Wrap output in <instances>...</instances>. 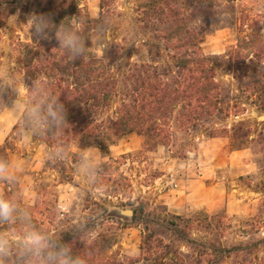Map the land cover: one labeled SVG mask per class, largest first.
Instances as JSON below:
<instances>
[{
    "label": "trees",
    "instance_id": "16d2710c",
    "mask_svg": "<svg viewBox=\"0 0 264 264\" xmlns=\"http://www.w3.org/2000/svg\"><path fill=\"white\" fill-rule=\"evenodd\" d=\"M235 1L148 0L139 5L138 22L152 42L148 51L150 61L134 63L119 71L116 63L122 52L121 44L115 41L102 43L104 50L99 57L90 51L87 33L94 25L107 22L110 13L106 8L110 0H101L97 21L87 11L67 1L58 5L54 0H23L22 3L19 0H0V19L4 12L10 14L18 9L25 14H50L56 26L68 25L85 41L87 53L75 62H69L67 53L60 48L54 36L55 27L50 30L49 40L34 37L14 43L16 62L25 77L26 104L35 96V85L58 97L67 111V122L63 126L43 134H34L26 128L23 114L21 116L19 126L30 130L33 139L46 146L49 156L47 167L66 170L67 165L77 162L78 158L71 147L87 142L106 155L111 146L132 133L144 139L146 151H155L170 143L174 127L189 134L195 130H209L211 138L228 136L235 150L251 143L264 152V122H255V127L244 122L216 127L232 117L245 115L248 106L255 107L264 116V38L259 23L243 13L237 27L236 44L229 47L224 55L207 56L201 48L212 23L233 19ZM163 57L166 63L160 65L159 60ZM218 68L232 75L236 83L235 94L217 79ZM1 69L0 55V74ZM11 81L13 83H6L0 75V111L17 97L18 87L13 76ZM211 125L215 127L211 128ZM58 150H63V155L50 158V154ZM10 151L11 147L6 142L0 146V157L10 161ZM117 163L118 160L104 162L97 171L98 189L110 197L126 196L131 189L123 174L118 175L119 180L114 177ZM1 184L7 185V189L0 193L14 198L21 209L30 213L32 222L39 229L70 246L72 254L82 257L85 264H113L105 255L104 247L92 239L88 224H71L59 236H54L50 226L57 219V208L40 221L35 214L40 201L34 207L26 206L14 183ZM119 209L105 210L110 219L125 217ZM131 209V220L136 222L141 218L145 225L140 247L142 260L155 255L157 248L159 254L165 256L157 264H227L226 260L233 256L240 259L231 264H255L256 257L248 262L242 255L257 254L264 249V238L231 247H226L221 241H210L194 248L196 255L178 253L168 260L165 250L169 245L162 239L155 245L149 234L150 216L143 215L144 208ZM138 213H142L141 217ZM177 218L187 223L191 230L201 229L209 233L214 230L213 222L207 216L203 220ZM226 220V217L218 220L222 233L227 228ZM252 224L254 226V222ZM255 225L260 229L264 227V211H261ZM20 228L18 223L0 225V229L18 236ZM11 261L20 263V258L14 255ZM257 264H264V261Z\"/></svg>",
    "mask_w": 264,
    "mask_h": 264
},
{
    "label": "rangeland",
    "instance_id": "374dc122",
    "mask_svg": "<svg viewBox=\"0 0 264 264\" xmlns=\"http://www.w3.org/2000/svg\"><path fill=\"white\" fill-rule=\"evenodd\" d=\"M19 1L22 3L23 0ZM54 1L58 5L65 1L76 5L95 21L100 18L101 0ZM147 1L110 0L106 8L110 13L107 22L94 25L87 32L90 51L100 57L104 50L102 43L115 41L122 46L116 63L119 71L134 63L149 62L148 51L152 42L138 22L137 14L138 6ZM235 6L233 19L217 21L209 27L201 44L205 55H224L229 47L236 44L237 27L243 13L259 23L264 38V0H236ZM28 15L18 9L10 14L4 12L0 19V75L6 83H13V76L18 87L16 99L0 111V146L8 142L10 161L22 165L17 172L18 182L13 184L18 188L22 203L34 207L40 201L35 211L40 221L57 208V219L50 226L54 236H59L71 224L85 223L92 232V239L104 247L105 255L113 264H157L165 257L157 248L155 255L148 260L141 259V240L145 235L141 218L136 222L126 216L110 219L105 210L120 208L126 211L135 207L144 208L143 215L150 216L148 227L153 243L157 245L162 239L169 245L165 250L168 260L178 253L196 255L194 248L200 243L221 241L226 247H231L264 238V227L260 229L255 225L261 211H264V152L255 144L249 143L235 150L226 135L211 138L209 130L200 129L189 134L174 127L170 143L155 151H146L144 139L132 133L111 146L106 155L89 142L72 146V151L78 156L77 162L68 164L66 170L48 168L46 146L35 141L30 130L19 126L22 113L13 108L16 102H27L25 77L16 62L14 43L34 38L26 24ZM159 61L160 65L166 63L164 57ZM216 75L235 94L236 83L232 75L223 68H218ZM247 110L245 115L232 117L216 127H230L240 122L255 127V122H264V116L255 107L248 106ZM111 160H118L114 177L119 180L118 175L123 174L131 185L126 196L110 197L98 189L97 171L102 163ZM6 189L7 185H0L2 193ZM206 216L214 225L210 233L201 229L191 230L187 223L177 218L203 220ZM221 217L227 219L225 233L221 232L218 222ZM0 232L7 231L0 229ZM7 233L13 241L19 238L16 234ZM254 257L257 258L255 264L264 261V249L257 254L242 255L248 262ZM239 259L233 256L226 263ZM10 264L20 263L11 261Z\"/></svg>",
    "mask_w": 264,
    "mask_h": 264
},
{
    "label": "clouds",
    "instance_id": "9594fccd",
    "mask_svg": "<svg viewBox=\"0 0 264 264\" xmlns=\"http://www.w3.org/2000/svg\"><path fill=\"white\" fill-rule=\"evenodd\" d=\"M26 24L33 37L39 40L51 39L50 30L55 27V39L67 53L69 62H75L87 53L82 37L68 25L56 26L50 14L32 12ZM33 91L35 96L30 103L13 105L15 111L23 114L24 126L34 134L63 126L67 122V111L59 98L35 85ZM62 155L63 150H58L50 154V158ZM21 168L19 162L0 157V182L17 183V172ZM17 223L21 226L17 240L13 241L7 232H0V264H10L14 255L20 258V264H85L82 257L72 254L70 246L39 229L32 222L30 213L21 209L14 198L0 193V225Z\"/></svg>",
    "mask_w": 264,
    "mask_h": 264
},
{
    "label": "water",
    "instance_id": "95a60500",
    "mask_svg": "<svg viewBox=\"0 0 264 264\" xmlns=\"http://www.w3.org/2000/svg\"><path fill=\"white\" fill-rule=\"evenodd\" d=\"M119 213L123 216H126V217H130L132 216L133 212H132V209H129V210H119Z\"/></svg>",
    "mask_w": 264,
    "mask_h": 264
}]
</instances>
